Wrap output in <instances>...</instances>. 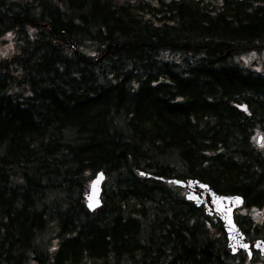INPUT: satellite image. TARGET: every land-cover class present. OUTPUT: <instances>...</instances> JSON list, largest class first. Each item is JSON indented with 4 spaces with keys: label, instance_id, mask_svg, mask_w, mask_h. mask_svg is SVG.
I'll use <instances>...</instances> for the list:
<instances>
[{
    "label": "trees",
    "instance_id": "obj_1",
    "mask_svg": "<svg viewBox=\"0 0 264 264\" xmlns=\"http://www.w3.org/2000/svg\"><path fill=\"white\" fill-rule=\"evenodd\" d=\"M9 33L0 264H264L230 255L221 223L166 183L264 207V71L237 60L264 50V0H0ZM235 221L264 238V213Z\"/></svg>",
    "mask_w": 264,
    "mask_h": 264
},
{
    "label": "water",
    "instance_id": "obj_2",
    "mask_svg": "<svg viewBox=\"0 0 264 264\" xmlns=\"http://www.w3.org/2000/svg\"><path fill=\"white\" fill-rule=\"evenodd\" d=\"M102 181V173L97 174L86 190L85 203L90 211L100 206L99 196ZM172 182L186 190L187 194L185 197L187 200L192 201L196 206L203 205L207 215L216 216L223 223L229 253L235 254L242 249L250 254V249L255 248L260 250L261 255L264 256V241H256L252 245L244 243V237L233 221V210L240 207L243 203V199L240 196L216 193L208 185L197 180L188 179L186 182ZM245 245L247 247H244Z\"/></svg>",
    "mask_w": 264,
    "mask_h": 264
},
{
    "label": "rangeland",
    "instance_id": "obj_3",
    "mask_svg": "<svg viewBox=\"0 0 264 264\" xmlns=\"http://www.w3.org/2000/svg\"><path fill=\"white\" fill-rule=\"evenodd\" d=\"M15 43L13 40V34L9 33L0 38V58H7L10 57L15 53ZM238 59L245 65L251 66L254 69L262 70L264 69V51L261 52H254L247 55H241ZM258 138L260 141L258 142ZM253 141L256 145L259 146L260 149L264 148V136L259 132H256L253 136ZM264 212L263 208H252L251 210H241L240 213L249 214L255 221H259L262 217Z\"/></svg>",
    "mask_w": 264,
    "mask_h": 264
},
{
    "label": "snow or ice",
    "instance_id": "obj_4",
    "mask_svg": "<svg viewBox=\"0 0 264 264\" xmlns=\"http://www.w3.org/2000/svg\"><path fill=\"white\" fill-rule=\"evenodd\" d=\"M204 187H207V186H204ZM238 199V198H237ZM244 247H247V245H245Z\"/></svg>",
    "mask_w": 264,
    "mask_h": 264
}]
</instances>
